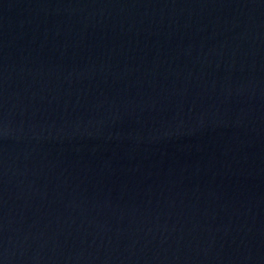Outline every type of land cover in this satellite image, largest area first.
<instances>
[{
  "label": "water",
  "instance_id": "1",
  "mask_svg": "<svg viewBox=\"0 0 264 264\" xmlns=\"http://www.w3.org/2000/svg\"><path fill=\"white\" fill-rule=\"evenodd\" d=\"M0 264H264V0H0Z\"/></svg>",
  "mask_w": 264,
  "mask_h": 264
}]
</instances>
